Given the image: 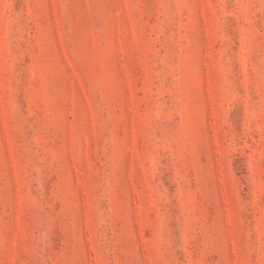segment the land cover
<instances>
[{"label": "rangeland", "instance_id": "1", "mask_svg": "<svg viewBox=\"0 0 264 264\" xmlns=\"http://www.w3.org/2000/svg\"><path fill=\"white\" fill-rule=\"evenodd\" d=\"M0 264H264V0H0Z\"/></svg>", "mask_w": 264, "mask_h": 264}]
</instances>
